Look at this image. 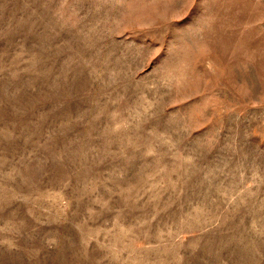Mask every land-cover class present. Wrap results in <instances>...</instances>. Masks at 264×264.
I'll return each instance as SVG.
<instances>
[{
	"label": "rangeland",
	"instance_id": "1",
	"mask_svg": "<svg viewBox=\"0 0 264 264\" xmlns=\"http://www.w3.org/2000/svg\"><path fill=\"white\" fill-rule=\"evenodd\" d=\"M0 264H264V0H0Z\"/></svg>",
	"mask_w": 264,
	"mask_h": 264
}]
</instances>
